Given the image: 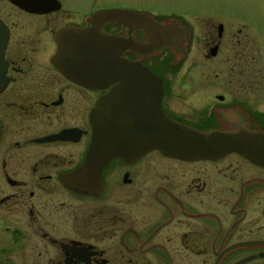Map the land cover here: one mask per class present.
I'll return each mask as SVG.
<instances>
[{
	"label": "flooded vegetation",
	"instance_id": "af4514ba",
	"mask_svg": "<svg viewBox=\"0 0 264 264\" xmlns=\"http://www.w3.org/2000/svg\"><path fill=\"white\" fill-rule=\"evenodd\" d=\"M20 1L0 0V264H264V164L236 151L186 159L154 148L80 175L94 109L118 81L101 79L89 47L80 53L76 43L91 25L147 41L131 22L92 24L107 8L184 26L183 52L161 44L119 55L158 76L156 104L172 120L264 133V31L252 25L263 8L247 15L207 0L188 8L160 5L177 0ZM190 36L205 37L206 60L222 56L220 75L174 74L194 66L179 63Z\"/></svg>",
	"mask_w": 264,
	"mask_h": 264
},
{
	"label": "water",
	"instance_id": "95a60500",
	"mask_svg": "<svg viewBox=\"0 0 264 264\" xmlns=\"http://www.w3.org/2000/svg\"><path fill=\"white\" fill-rule=\"evenodd\" d=\"M28 5L29 0H21ZM104 19L131 22L144 29L147 41L139 43L131 37L98 32L97 28L78 30L77 51L89 47V63L99 66L100 78H115L118 83L101 94L93 114V130L84 164L79 173L84 178L98 174L100 166L115 155L131 157L156 148L179 158L216 157L236 151L248 159L264 164V133L259 131H201L174 121L158 107L161 92L158 76L137 60L119 55L129 46L149 51L161 44H170L179 52L186 37V27L173 22L160 23L142 12L123 8L100 10L92 24ZM66 44V43H65ZM3 34L0 27V60ZM103 83H101L102 86ZM88 176V177H86Z\"/></svg>",
	"mask_w": 264,
	"mask_h": 264
},
{
	"label": "rangeland",
	"instance_id": "374dc122",
	"mask_svg": "<svg viewBox=\"0 0 264 264\" xmlns=\"http://www.w3.org/2000/svg\"><path fill=\"white\" fill-rule=\"evenodd\" d=\"M194 1V0H192ZM208 3L211 5L213 2H219L222 3L226 11L235 12L237 10L243 11L247 15H251L254 12H260V8L262 7L264 10V0H207ZM191 4V0H177L176 2L172 3H161L160 5H167L171 6L173 8H188ZM214 5L209 6V8H212ZM255 15H253V18ZM257 28H260L264 31V15L262 14L261 17L254 19ZM249 21L252 22V17L249 18ZM260 34L261 38V52L262 56L264 57V33L258 32ZM193 38H196L194 43ZM205 44V37H196V36H190L188 37V40L185 45V52L182 54L181 58L179 59V63L187 64V62L191 59L194 61V66L192 69H185L182 71V69L178 72H175L174 74H181L189 77H193L195 75H212L213 72H218L217 74L220 75L219 66L221 65L222 56H217L215 58H212L211 61H208L205 59V57L202 56L203 53V46ZM196 62V63H195ZM214 67V68H213ZM213 68V69H212Z\"/></svg>",
	"mask_w": 264,
	"mask_h": 264
}]
</instances>
